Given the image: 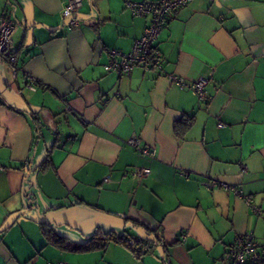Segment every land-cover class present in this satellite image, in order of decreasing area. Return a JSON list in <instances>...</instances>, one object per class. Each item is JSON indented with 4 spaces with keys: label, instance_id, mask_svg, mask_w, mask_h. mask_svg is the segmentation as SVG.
Instances as JSON below:
<instances>
[{
    "label": "crops",
    "instance_id": "0c3cea01",
    "mask_svg": "<svg viewBox=\"0 0 264 264\" xmlns=\"http://www.w3.org/2000/svg\"><path fill=\"white\" fill-rule=\"evenodd\" d=\"M64 1L0 0L21 69L0 59V264H224L238 235L264 238V0L189 2L155 40L163 70L124 74L104 70L108 50L129 52L148 17L82 0L80 24L63 30ZM135 165L150 174L133 178ZM101 232L148 248H67Z\"/></svg>",
    "mask_w": 264,
    "mask_h": 264
},
{
    "label": "built area",
    "instance_id": "2783aa9c",
    "mask_svg": "<svg viewBox=\"0 0 264 264\" xmlns=\"http://www.w3.org/2000/svg\"><path fill=\"white\" fill-rule=\"evenodd\" d=\"M193 0H126L125 6L133 16L148 17V22L143 29L142 35L136 39L129 52H123L117 49L108 50L107 62L103 64L106 72H115L117 74L129 73L134 67L140 66L144 71H162L163 58L155 40L160 31L166 27L168 21L174 16L179 8L187 5ZM82 0H65L61 8L63 30L72 29L80 24L77 18V12L82 6ZM17 28V21L12 15V11L7 17L0 20V59L9 64L13 76L21 70L17 64V55L13 47V34ZM168 80L184 86L182 77L175 74H167ZM26 84L29 89H36V80L31 74H26ZM207 79L198 77L191 81L190 87L200 100L208 98L206 89ZM126 144L134 148L135 151L145 156H155L154 147L145 146L142 139L138 136H130L125 140ZM245 171V167H243ZM151 169L147 166L135 165L129 170V174L136 179H141L149 175ZM221 186L225 189H231L236 195L243 196L242 192L235 186L230 185L220 179L210 178L206 186ZM251 205V199L243 196ZM253 209L261 214L262 210L251 205ZM183 238L185 235L182 236ZM224 264H264V238L256 239L251 233L238 235L230 243L223 254ZM54 264H68L66 261H57Z\"/></svg>",
    "mask_w": 264,
    "mask_h": 264
},
{
    "label": "trees",
    "instance_id": "16d2710c",
    "mask_svg": "<svg viewBox=\"0 0 264 264\" xmlns=\"http://www.w3.org/2000/svg\"><path fill=\"white\" fill-rule=\"evenodd\" d=\"M45 225H42L43 227V231L46 232L47 234V230L46 228H44ZM95 233L93 235H90L86 238V240L82 243H76V244H71V243H66L67 244V248L71 249V250H75V251H88V250H92V249H96V248H104L109 242L113 241L116 243H122L124 244L127 248H129L134 254L138 255L140 253H142L141 251H144L146 247H142L140 249H136L133 245L130 244V241H128L126 239V237L124 236H118L115 235L113 233H105V232H101L99 235ZM56 243H58L59 245L65 244V239L63 237H57L55 238Z\"/></svg>",
    "mask_w": 264,
    "mask_h": 264
},
{
    "label": "rangeland",
    "instance_id": "374dc122",
    "mask_svg": "<svg viewBox=\"0 0 264 264\" xmlns=\"http://www.w3.org/2000/svg\"><path fill=\"white\" fill-rule=\"evenodd\" d=\"M62 261H65V260H62ZM67 262V261H66ZM68 263V262H67Z\"/></svg>",
    "mask_w": 264,
    "mask_h": 264
}]
</instances>
